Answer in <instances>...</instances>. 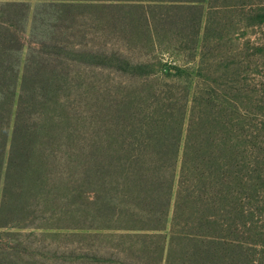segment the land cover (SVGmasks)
Segmentation results:
<instances>
[{
  "label": "rangeland",
  "instance_id": "rangeland-1",
  "mask_svg": "<svg viewBox=\"0 0 264 264\" xmlns=\"http://www.w3.org/2000/svg\"><path fill=\"white\" fill-rule=\"evenodd\" d=\"M16 1L0 0V20L11 27L18 24L24 56L31 51L40 56L43 65L57 64L59 57L53 51L41 50L38 41L42 40L77 52H117L134 63L157 61V76L152 77L132 70L91 67L64 56L58 62L65 61L60 66L69 68L74 85L70 104L77 112L85 107L82 95L85 100H92V106L95 104L92 108L95 114L103 103L115 106L116 101L126 98L138 127L142 123L158 126L163 119L170 123L177 120L174 126L161 132L157 143L147 140L142 133L138 139L120 142L125 147L130 144L133 153L144 147L157 148V155L150 152L149 158L170 164L167 176L174 174L175 186L169 219L173 216L182 167H190L193 173L196 166L199 172L201 167L205 172L203 177L212 186L217 183L219 170V173L227 170L229 180L250 176L248 185H255L254 190L250 189V198L241 200L242 193H231L235 197L232 214L220 216L219 221L223 224L230 218L228 224L233 226L227 224L222 228L237 229L235 236L242 242L234 264H264V0H211L202 10L190 5L180 8L144 2L140 5L143 8L135 11L139 14L149 11L154 40L146 26L139 32L132 26L103 25L99 30L86 14L74 20L53 21L50 23L55 27L53 33L36 40L31 37L26 20L37 0H25L27 7L13 10L9 3ZM112 9L108 7L107 11ZM127 17L132 18L131 13ZM78 83L86 84L78 86ZM11 114L8 107L5 115L10 118ZM31 115V118L37 116ZM96 128V125L88 129L74 126L80 135L74 143L83 145L85 152L92 145H103V139L95 136ZM82 133L87 139L82 138ZM115 162L107 166L106 175L109 181L105 196L111 192L117 204V220L109 221V229L95 228L91 216L94 211L87 213L86 219L77 211L73 216L64 214L69 211L68 202L47 195L48 209L43 202L35 205L37 209L28 225L0 229V245L37 264H161L165 239L163 235L158 239L161 234L157 231L140 229L144 225L141 220L148 216L142 209L146 207L145 200L131 193L125 184L123 187L125 181L118 175L120 169ZM218 163L222 164L220 169ZM71 178L77 185L85 184L78 171ZM214 189L218 191V187ZM198 190L190 186L184 193L194 200ZM76 196L78 201L79 195ZM88 197L93 199L95 192L92 190ZM55 200L63 204L55 205ZM241 207L246 217L243 226L237 227L235 219L237 224L241 223L236 213ZM192 209L197 210L198 205L193 203ZM213 209L223 213L220 207ZM61 214L63 220H68L64 223L70 225L68 228L38 227L43 221H56ZM191 216L193 225L190 223L189 229L193 230L198 222Z\"/></svg>",
  "mask_w": 264,
  "mask_h": 264
},
{
  "label": "trees",
  "instance_id": "trees-1",
  "mask_svg": "<svg viewBox=\"0 0 264 264\" xmlns=\"http://www.w3.org/2000/svg\"><path fill=\"white\" fill-rule=\"evenodd\" d=\"M144 2L154 6L171 4L180 8L190 5L191 8L202 10L203 5L211 3V0H37L32 15L26 21L31 37L36 40V37L44 39L53 33V21L74 20L76 16L84 14L95 21V27L99 30L103 25L123 28L132 26L139 32V29L141 31L146 26V31L154 40L149 11L144 10L142 15L135 11L143 8L140 5ZM25 3V0H17L9 5L15 10L25 6ZM111 6L113 9L107 11ZM130 13L132 18L127 17ZM153 21L157 22L154 17ZM7 24L0 20V229L23 228L28 225L32 221V212L37 209L35 205L43 202L45 209H48L50 202L47 195L68 202L69 211L66 210L64 214L73 216L77 211L86 219L87 213L94 211L91 216L95 219V228L109 229V221L117 220V204L111 192L108 197L105 196L109 181L106 176L107 166L117 161L116 167L120 169L118 175L125 181L123 187L125 184L131 193L145 200L146 207L142 209L148 216L141 220L144 225L140 229L161 234L158 237L152 235L154 240L162 238V235L165 239L161 246V264L163 261L164 264H234L238 260V247L242 242L235 236L238 235L237 229L222 228L229 223L230 218L222 224L219 217L232 214L231 205L235 197L231 193H242L241 200L250 198V189L255 188V185H248L250 176H235L229 180L228 171L222 170L219 173V170L217 183L212 186L203 177L205 172L201 167L199 172V166H196L195 173L190 172V167H182L173 216L169 219L175 186L174 174L167 176L170 164L149 158L150 152L157 155V148L144 147L133 153L130 144L125 147L120 142L138 139L142 133L147 140L157 143L161 132L174 126L177 120L170 123L163 119L158 126L142 123L138 127L136 115L126 98L116 101L115 106L110 102L103 103L95 114L92 111L95 104L92 106V100H85L82 95L85 107L77 112L70 104L74 85L69 68L60 66L65 61L58 62L64 56L91 67L115 68L125 72L132 70L152 77L157 76V61L134 63L117 52H77L42 40L38 41L43 47L41 50L53 51L59 57L57 64L43 65L40 56L31 51L24 56V45L16 29L18 24L12 27ZM8 107L12 110L10 118L5 115ZM31 114L37 116L31 118ZM128 120L129 124H126ZM95 125L100 128H96L95 136L103 139V145H92L85 152L83 145L74 143L80 139L74 126L88 129ZM81 136L87 139L83 133ZM95 152L98 153L95 155ZM135 157L139 158L135 160ZM217 167L220 169L222 164L218 163ZM77 171L84 185H77V181L72 180V174ZM190 186L199 189L194 200H190V195L184 193ZM214 187H218V191ZM92 190L95 197L90 199L88 195ZM193 203L198 205L197 210L192 209ZM54 204L63 203L55 200ZM218 207L223 213L213 209ZM64 214L59 215L56 221H43L38 227L68 228L70 225H64L68 221L63 220ZM191 215L198 222L197 228L193 226V230L189 229L190 223L193 225ZM236 217L241 223L237 224L234 218L237 227L243 226L246 217L243 207L238 209ZM153 222L154 225H151ZM218 228L222 233L217 231ZM0 264L37 263L25 260L0 245Z\"/></svg>",
  "mask_w": 264,
  "mask_h": 264
}]
</instances>
